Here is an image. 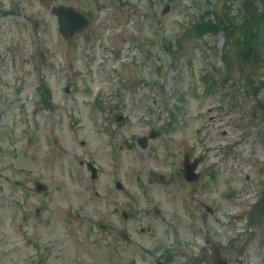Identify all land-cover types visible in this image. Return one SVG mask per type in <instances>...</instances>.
<instances>
[{"label":"rangeland","instance_id":"1","mask_svg":"<svg viewBox=\"0 0 264 264\" xmlns=\"http://www.w3.org/2000/svg\"><path fill=\"white\" fill-rule=\"evenodd\" d=\"M230 1L0 0V264H264V55L189 32Z\"/></svg>","mask_w":264,"mask_h":264},{"label":"trees","instance_id":"2","mask_svg":"<svg viewBox=\"0 0 264 264\" xmlns=\"http://www.w3.org/2000/svg\"><path fill=\"white\" fill-rule=\"evenodd\" d=\"M242 1L244 13L242 14V18L239 22L232 18L231 11L228 9L232 6V4H235L236 0H234V2H225V7L222 8L219 13L213 11V20L208 19V13H205L193 24L189 32L200 37H214L217 34L222 33L225 43H227L225 46L229 48V43H232L234 53L241 59L245 58V50L242 45L236 44V31L248 32L247 36L249 41L255 42V48H257L256 55L259 56L260 52L264 55V0ZM251 6H253L252 10H250ZM229 54L230 53L227 52L226 56L222 58L223 62L227 65L231 62ZM262 108L261 109L264 113V104Z\"/></svg>","mask_w":264,"mask_h":264},{"label":"water","instance_id":"3","mask_svg":"<svg viewBox=\"0 0 264 264\" xmlns=\"http://www.w3.org/2000/svg\"><path fill=\"white\" fill-rule=\"evenodd\" d=\"M52 12L55 14L57 18L58 24V32L62 35L66 40H70L73 35L79 31H81L86 25L87 21L77 12L70 8H54ZM116 122H120L121 118L115 119ZM138 144L141 148L145 147V139H138ZM87 169L91 172V179L95 178V169L91 164L87 163ZM194 166H189L184 163V177L188 182L195 181L197 176L193 174ZM117 188H120L119 184H116ZM214 264H225V262L221 261L219 256H216Z\"/></svg>","mask_w":264,"mask_h":264}]
</instances>
